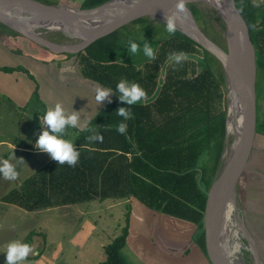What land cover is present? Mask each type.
<instances>
[{
	"label": "rangeland",
	"instance_id": "1",
	"mask_svg": "<svg viewBox=\"0 0 264 264\" xmlns=\"http://www.w3.org/2000/svg\"><path fill=\"white\" fill-rule=\"evenodd\" d=\"M37 1L58 6L91 8V6H87L90 5L88 1L97 2L98 0ZM107 1L109 0H103V3ZM252 2L257 7L256 4H261L264 0H253ZM103 3L98 1L93 7ZM206 6L209 7H201V25L210 37L221 47L226 48V21L223 16L224 20L219 18L215 8L214 11L210 5L206 4ZM263 13L264 4H261L255 13L248 15L260 17ZM164 22V17L158 20L155 18H145L106 35L100 39V43L93 42L86 49L79 52L88 54L83 56L82 71L94 73L97 69L107 68L108 71L114 72L120 80H134L140 86L145 84L143 71L147 65H152L155 60L149 61L143 55L142 48L144 42L142 41H148L156 51L159 41L161 42L170 37V34L165 30ZM178 22L187 25L189 28L192 26L184 18ZM46 35L44 36L59 42H77V39L68 38L58 31L50 32ZM10 36L14 38L18 37V40L22 37L21 39L24 41L28 39L26 37L23 38L24 36L21 34L0 23V39L6 43ZM129 38H132L141 45V52L133 57L127 53L126 49ZM32 43L34 42L32 41ZM98 49H102V52H99L100 54L92 51ZM4 58L5 54H0V60ZM214 60L220 65L216 59ZM117 64H119L118 68ZM213 65L214 68H218L214 63ZM17 70L25 72V69L22 67ZM0 71L13 72L14 69L11 65H3L0 66ZM27 73L31 74L29 70ZM94 76L96 77V75ZM30 77L34 79L33 76L30 75ZM37 89L33 99L38 96ZM3 92V88L0 86V110L7 111L9 108L7 94ZM256 93L257 107L260 105L264 111V74L258 72ZM224 105L226 107L225 117L227 120L229 108L228 92L226 93ZM227 125L226 123L225 130L220 134L213 151L207 156L204 155L207 169L204 172L205 180L202 182V186L205 190L207 189V192L214 182L220 178L227 144H230L231 140V137L228 140L229 132L227 131ZM11 128V126L7 125L6 121L2 122L0 132ZM259 133L261 134L258 138V147L259 151L263 153L264 134L260 131ZM0 136L3 137V134ZM3 150H5V146H3ZM261 180L263 181L262 178ZM8 187L0 189V199L1 195L6 193ZM237 200L242 218H244L245 224L250 231V224L256 218L255 208H260L264 212V181L262 184L260 177L250 173L245 177H241L237 189ZM73 206L75 207L73 208ZM148 207L150 205L146 203V210H142V208L136 209L135 215L132 217L133 214L125 205L108 208V204L96 202L94 205L93 202H81L72 205L70 209L65 206H57L56 208L44 211H26L24 210L25 208L18 209L17 207L7 206L0 200V264H5V252L8 242L19 240L29 244L32 248L36 234H39L38 237L40 239L36 246L32 248V252L26 261L22 262V264H103V262L107 261L106 247L116 237L122 235L125 229L128 230L129 240L127 246L121 252L128 264H200L202 261L197 263L195 259L198 255L200 256L199 260L203 259L202 251L190 253V250L194 246L195 250L197 249L195 239L199 235L204 234V220L199 224L184 222V220L179 222L170 218L169 215L165 214L162 216L160 211H156L155 209L150 211ZM133 220L137 223L132 222ZM262 222L264 223V221ZM251 235L254 243H256L255 237L252 233ZM176 242H184L183 245L186 247L177 250L171 248V246L174 247L173 244ZM137 245H139V248H137L136 252L133 251L131 253H134V256L138 257H130L128 254L130 250L128 249H134ZM187 245L189 246V253L186 252ZM261 252L262 259L264 260V243ZM244 260L246 261V257H244Z\"/></svg>",
	"mask_w": 264,
	"mask_h": 264
},
{
	"label": "crops",
	"instance_id": "2",
	"mask_svg": "<svg viewBox=\"0 0 264 264\" xmlns=\"http://www.w3.org/2000/svg\"><path fill=\"white\" fill-rule=\"evenodd\" d=\"M250 1L255 5L252 2L253 0ZM261 4H264V2ZM21 38L18 40V37L10 36L6 43L0 39V54H5V58L0 60L2 61L0 66L11 65L14 69L13 72L0 71V86L3 88V93L7 94V103L9 105L7 111L0 110V125L6 121L7 125L12 127L0 132V135L3 134V137L0 136V160L10 159V162L16 166L18 172V177L15 180H6L0 174V189L9 186L6 193L1 195L0 200L7 206L24 209L14 203L7 202L5 197L16 189L23 192L24 186L32 178L49 179L52 174L54 177V173H57V177H59V172L63 175L69 172L72 178H77L78 165L85 161L84 164L90 169L86 170L82 166L83 169L78 170V173L82 174L83 170V177L87 175L96 176L95 180H86L84 183V187H86L90 196L85 200L62 205L63 207L70 209L72 205L81 202H93L94 205L96 202L108 204V208L125 205L133 214L132 217H134L136 209L142 208V210H146V202L142 197L138 196L141 192L137 185V179L145 177L143 171L147 170V167L139 163L140 151L138 147L149 142L147 139L142 138L140 131H142L143 123L145 124V129H149L151 124L149 121L150 111H152L153 118H156L157 108L155 102L159 93H147L149 99L146 103L141 102L131 106L132 116L125 121L127 130L122 135L117 131V125L123 118L115 112L118 108L126 107L127 105L119 100L116 93V85L121 80L114 72L104 68L97 69L94 74L86 73L81 69L83 59L80 58V53L77 55L56 54L32 43L28 39L24 41ZM21 67L25 69V72L17 70ZM118 67L119 64H117ZM28 70L34 79L27 73ZM153 73L154 69L147 68L143 71L145 77ZM129 82L132 83L134 80ZM96 87L112 91L109 98L99 105L95 101ZM36 89L38 90V96L33 99ZM109 100H111V103H109ZM58 102L68 112L72 110L80 112L81 123L86 122L90 128L95 129L104 137L102 142H90L87 137L91 133L79 129H68L64 138L70 140L80 153L77 166L75 165L74 167L69 166L67 163L57 164L48 153L34 147L42 131L40 117L45 114L48 108L54 107ZM3 146H5V150H3ZM19 158H23L24 161L19 160ZM139 169L142 171H139ZM99 177L103 181L101 180L100 182ZM135 177L139 178L134 180ZM158 187L157 191L156 189L154 190L157 196L173 194V192H167L165 188L162 189L163 187L161 186ZM106 190L110 193H126L127 196L102 197V193ZM146 196L144 197L146 198ZM57 206L61 205L40 207L36 208L35 211L53 209ZM148 208H150V211L154 209L160 211L162 216L166 214L179 222L183 221L181 218L165 213L162 210L163 204L161 201ZM24 210L29 211L27 209ZM186 221L184 220V222ZM132 222L136 221L133 220ZM187 222L192 223V221ZM193 223L196 224L195 222ZM38 236L39 234H36L32 248L38 243L40 239ZM128 238L129 235L125 246H127ZM183 243L176 242L173 244L174 247L171 246V248L176 250L183 249ZM137 248H139V245L134 249H128L130 250L128 252L130 257H138L131 253L133 251L136 252ZM188 248L189 246L187 245V253H189ZM196 248L195 250V246L194 248L191 247L190 253L199 252L197 242Z\"/></svg>",
	"mask_w": 264,
	"mask_h": 264
},
{
	"label": "trees",
	"instance_id": "3",
	"mask_svg": "<svg viewBox=\"0 0 264 264\" xmlns=\"http://www.w3.org/2000/svg\"><path fill=\"white\" fill-rule=\"evenodd\" d=\"M98 1L103 3V0ZM97 2L88 1L90 5L87 6L93 7ZM241 4L255 46L257 70L264 74V13L260 17L250 16L248 14L255 13L260 5L255 7L250 0H241ZM189 6L199 20L201 7H209L200 1L190 3ZM211 8L215 11L214 7ZM96 42L100 43L101 40ZM101 50L92 51L98 54ZM171 52H184L188 59L181 64L169 62ZM85 55L88 54L80 53V58L83 59ZM213 58L218 61L201 44L177 29L174 35L159 41L154 63L145 67V70L154 69V73L146 76L145 84L141 85L147 93L159 95L155 102L156 118H153L150 111L149 129H145L143 123L140 131L142 138L149 142L138 147L139 163L144 164L147 170L143 171L144 178H134L138 180L141 192L137 195L150 206L161 201L165 213L196 224L202 223L207 201V189L202 186L207 169L204 155L213 151L226 124V77L221 63L218 61V65ZM213 63L218 68H214ZM257 125V131L264 134V111L260 105L257 107ZM84 163L82 161L78 165L77 178H72L69 172L65 175L59 172V177L54 173V177L52 174L49 179L32 178L24 186L23 192L16 189L5 200L29 211L85 200L90 193L84 183L86 180H95L96 176L83 177V170L82 174L78 173V170L83 169L82 166L86 170L90 169ZM99 180L101 182L102 179L99 177ZM158 186L173 194L157 196L154 190L157 191ZM107 196L123 197L127 194L106 190L102 197ZM127 236L128 230L125 229L122 235L106 247L107 261L103 264H128L121 252Z\"/></svg>",
	"mask_w": 264,
	"mask_h": 264
},
{
	"label": "water",
	"instance_id": "4",
	"mask_svg": "<svg viewBox=\"0 0 264 264\" xmlns=\"http://www.w3.org/2000/svg\"><path fill=\"white\" fill-rule=\"evenodd\" d=\"M116 0H109L91 8L58 6L37 0H0V23L14 30L34 43L59 54H77L93 42L112 34L129 24L145 18L160 19L173 8L176 0H137L121 8L111 6ZM205 0H187L188 14L181 16L192 23L198 38H194L177 27L187 36L201 44L221 63L226 77L227 92L232 93L235 105L234 116L238 119L235 139H233L232 162L228 184L229 190L220 186L217 179L207 192L204 211L206 252L211 258L216 231L215 207L227 193L238 188L239 180L246 175L264 177V151H259L257 131L256 51L250 36L248 24L242 13L241 0H226L229 5L226 21V48L221 47L201 25L189 4ZM32 25V27L30 26ZM58 31L77 42H59L44 35ZM229 112V108H228ZM230 113V112H229ZM228 124V117L226 120ZM228 127V125H227ZM264 136V135H263ZM222 173H220V176ZM264 181V179H263ZM221 208V207H219ZM218 208V209H219ZM217 209V211H218ZM216 211V213H217ZM256 218L251 222L250 231L256 239L254 250L242 252L246 264H264L262 246L264 243V212L255 208Z\"/></svg>",
	"mask_w": 264,
	"mask_h": 264
},
{
	"label": "clouds",
	"instance_id": "5",
	"mask_svg": "<svg viewBox=\"0 0 264 264\" xmlns=\"http://www.w3.org/2000/svg\"><path fill=\"white\" fill-rule=\"evenodd\" d=\"M186 3L187 0H176L173 8L165 12V30L170 35L176 33L177 22L181 19V16H187L188 9ZM126 49L127 53L133 57L141 52V45L132 38H129ZM142 52L149 61H154L156 59V51L146 40L143 43ZM187 59L188 55L184 52H171L168 56L169 62L175 64H181ZM111 92L110 89L96 87V104L99 105L105 99H108ZM116 93L118 94L119 100L127 105L126 107L118 108L115 112L118 116L123 118L117 125V131L123 135L127 130L125 121L129 120L132 116L130 110L131 106L140 104L141 102L146 103L149 98L147 92L138 83H130L124 79L117 83ZM109 103H111V100H109ZM40 127L43 130L39 134L34 147L42 152L48 153L51 159L60 165L67 163L69 166L74 167L80 156L74 144L70 140L64 138L68 129H79L91 133L87 137L90 142H102L104 139L95 129L90 128L86 122L83 124L81 123L80 112L74 110L68 112L59 102L56 103L54 107L48 108L45 114L40 117ZM19 160L24 161L23 158H19ZM0 174H2L6 180H15L18 177L16 166L10 162V159L0 160ZM31 252L32 248L29 244L19 240L10 241L6 246L5 264H22V262L26 261Z\"/></svg>",
	"mask_w": 264,
	"mask_h": 264
},
{
	"label": "bare ground",
	"instance_id": "6",
	"mask_svg": "<svg viewBox=\"0 0 264 264\" xmlns=\"http://www.w3.org/2000/svg\"><path fill=\"white\" fill-rule=\"evenodd\" d=\"M134 1L137 0H116L111 4V6L114 8H121L126 4L132 3ZM200 2H204L214 7L219 12V14L221 13L225 18H227L229 5L226 0H205ZM191 25V28H189L187 25H183L180 22H177V27L181 28L190 36L198 38V34L195 31L192 23ZM30 26L32 27V25ZM232 96V93H230L228 89L230 113L228 112L227 131L229 132L228 140L230 139L229 137H231V140L230 144H227V150L224 155V164L220 171L222 173V175L220 176V186H222L225 190L230 189L228 179L230 176V167L232 162L231 153L233 150V139H235L236 134V126L238 124V119L233 114L235 105L231 100ZM216 215L218 222L216 226L215 236L217 239H219L220 245L223 249V253L227 256V258L225 259L226 264H246L242 252H246L249 248L254 250L255 246H252L251 244L253 242V237L245 224L244 218H242L241 215L239 202L237 200V190L232 193H227L222 202L216 205L214 211L215 218Z\"/></svg>",
	"mask_w": 264,
	"mask_h": 264
},
{
	"label": "flooded vegetation",
	"instance_id": "7",
	"mask_svg": "<svg viewBox=\"0 0 264 264\" xmlns=\"http://www.w3.org/2000/svg\"><path fill=\"white\" fill-rule=\"evenodd\" d=\"M45 36H47V35L45 34ZM55 41H57V40H55ZM260 182L263 184V181L261 180V178H260ZM195 242H197V245L199 247V250H201L202 253H203V259L202 260H199L200 259V256L197 254L198 256H196L195 261H197V263L200 262V261H202L200 264H205V262H206V264H211V261H210V259L208 257L207 252H206L205 233L202 234V235H199L198 236V239H195ZM211 258H213L212 260L214 262H216V263L224 262V264H226L225 259L227 258V256L223 253V249H222V246L220 245L219 239H217L215 235H214V244H213Z\"/></svg>",
	"mask_w": 264,
	"mask_h": 264
}]
</instances>
